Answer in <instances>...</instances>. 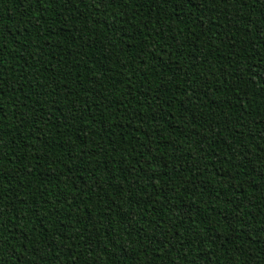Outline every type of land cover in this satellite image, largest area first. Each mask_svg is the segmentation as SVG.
I'll return each mask as SVG.
<instances>
[{"label":"trees","instance_id":"1","mask_svg":"<svg viewBox=\"0 0 264 264\" xmlns=\"http://www.w3.org/2000/svg\"><path fill=\"white\" fill-rule=\"evenodd\" d=\"M0 264H264V0H0Z\"/></svg>","mask_w":264,"mask_h":264}]
</instances>
